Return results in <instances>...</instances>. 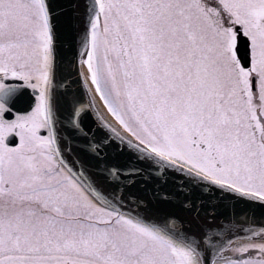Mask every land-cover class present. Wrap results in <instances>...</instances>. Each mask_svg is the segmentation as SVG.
I'll list each match as a JSON object with an SVG mask.
<instances>
[{"label": "snow or ice", "instance_id": "6c2138e0", "mask_svg": "<svg viewBox=\"0 0 264 264\" xmlns=\"http://www.w3.org/2000/svg\"><path fill=\"white\" fill-rule=\"evenodd\" d=\"M0 264H264V0H0Z\"/></svg>", "mask_w": 264, "mask_h": 264}, {"label": "water", "instance_id": "95a60500", "mask_svg": "<svg viewBox=\"0 0 264 264\" xmlns=\"http://www.w3.org/2000/svg\"><path fill=\"white\" fill-rule=\"evenodd\" d=\"M241 227L246 228V227H248V225L247 224H243V225H241ZM242 232H244V231L237 232V236H240L242 234ZM226 239H234V238L231 237V236H228V237H226Z\"/></svg>", "mask_w": 264, "mask_h": 264}, {"label": "bare ground", "instance_id": "6f19581e", "mask_svg": "<svg viewBox=\"0 0 264 264\" xmlns=\"http://www.w3.org/2000/svg\"><path fill=\"white\" fill-rule=\"evenodd\" d=\"M246 233L245 232H242V234L240 235V237H243L244 235H245ZM239 243L240 242H243L242 240H237ZM234 243H237V242H234ZM225 254H227V253H225Z\"/></svg>", "mask_w": 264, "mask_h": 264}]
</instances>
